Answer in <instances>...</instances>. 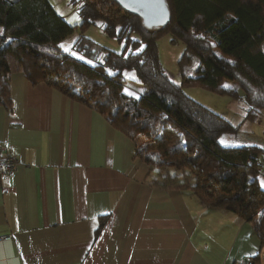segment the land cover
<instances>
[{"label":"trees","instance_id":"1","mask_svg":"<svg viewBox=\"0 0 264 264\" xmlns=\"http://www.w3.org/2000/svg\"><path fill=\"white\" fill-rule=\"evenodd\" d=\"M71 2L78 4L77 26L48 0H0V107H11V76L22 73L31 84H44L97 111L133 143L134 156L150 168L151 186L188 191L205 208L234 213L264 245L259 184L264 150L222 143L237 127L184 92L198 87L242 102L248 119L261 115L264 0H165L170 20L150 30L112 0ZM91 26L123 40L124 51H107L101 62L88 65L62 50L78 30L73 48L89 52L84 32ZM165 34L183 44L181 62L198 59L196 74L182 73L180 83L169 78L158 58L157 42ZM125 70L143 87L138 97L124 92ZM106 220L99 219L96 234ZM252 260L257 264V257Z\"/></svg>","mask_w":264,"mask_h":264},{"label":"crops","instance_id":"2","mask_svg":"<svg viewBox=\"0 0 264 264\" xmlns=\"http://www.w3.org/2000/svg\"><path fill=\"white\" fill-rule=\"evenodd\" d=\"M10 98L0 148L18 163L0 183V264H264L250 224L151 186L133 143L97 111L22 73Z\"/></svg>","mask_w":264,"mask_h":264},{"label":"rangeland","instance_id":"3","mask_svg":"<svg viewBox=\"0 0 264 264\" xmlns=\"http://www.w3.org/2000/svg\"><path fill=\"white\" fill-rule=\"evenodd\" d=\"M48 2L54 11L69 25H80L81 19L77 11L78 4L73 5L71 0H48ZM78 36L79 31L77 30V32L62 43L61 48L66 54L88 65L101 62L103 60V53L107 51L121 53L125 49V42L123 40L118 41L115 38L107 37L98 26H91L85 29L84 36L91 42L90 45L87 44L89 52H83L84 50L81 52L79 49L73 48L72 44ZM157 46L160 64L173 82L180 83L182 73L188 76L196 74L199 66L197 58L181 62L184 50L181 42L173 41L171 35L165 34L158 39ZM126 52H128V49H126ZM217 54L221 56L220 53ZM123 78L125 81L124 92L133 97H138L140 95V90L138 89L142 87L136 84L134 72L132 70H125ZM231 85L234 86V84ZM184 92L196 102L224 117L234 127H237V132L234 135L223 136L221 138L222 143L235 147L253 143L252 145H256L264 150V111L257 118L248 119L246 117V106L240 101L219 96L198 87H186ZM262 163H264L263 159Z\"/></svg>","mask_w":264,"mask_h":264},{"label":"water","instance_id":"4","mask_svg":"<svg viewBox=\"0 0 264 264\" xmlns=\"http://www.w3.org/2000/svg\"><path fill=\"white\" fill-rule=\"evenodd\" d=\"M125 12L138 17L150 29L164 28L170 20L165 0H112Z\"/></svg>","mask_w":264,"mask_h":264},{"label":"built area","instance_id":"5","mask_svg":"<svg viewBox=\"0 0 264 264\" xmlns=\"http://www.w3.org/2000/svg\"><path fill=\"white\" fill-rule=\"evenodd\" d=\"M17 163L18 161L13 156L12 152H9L6 148H0V183L12 177ZM260 175L264 176V171H261ZM4 239H10V237H4ZM235 264H254V262L249 258L238 261Z\"/></svg>","mask_w":264,"mask_h":264},{"label":"snow or ice","instance_id":"6","mask_svg":"<svg viewBox=\"0 0 264 264\" xmlns=\"http://www.w3.org/2000/svg\"><path fill=\"white\" fill-rule=\"evenodd\" d=\"M71 23V21H69ZM223 142V141H222ZM261 187L264 188V183L261 184Z\"/></svg>","mask_w":264,"mask_h":264},{"label":"bare ground","instance_id":"7","mask_svg":"<svg viewBox=\"0 0 264 264\" xmlns=\"http://www.w3.org/2000/svg\"><path fill=\"white\" fill-rule=\"evenodd\" d=\"M6 237H8V236H6ZM4 238V237H3ZM11 238V237H10ZM9 240V239H8Z\"/></svg>","mask_w":264,"mask_h":264}]
</instances>
